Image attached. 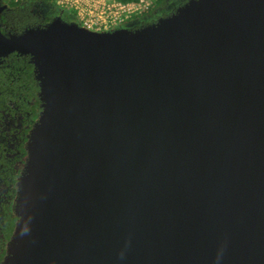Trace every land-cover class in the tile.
I'll return each mask as SVG.
<instances>
[{
    "label": "water",
    "instance_id": "1",
    "mask_svg": "<svg viewBox=\"0 0 264 264\" xmlns=\"http://www.w3.org/2000/svg\"><path fill=\"white\" fill-rule=\"evenodd\" d=\"M10 53L40 111L0 264H264V0L107 32L56 15L0 31Z\"/></svg>",
    "mask_w": 264,
    "mask_h": 264
},
{
    "label": "trees",
    "instance_id": "2",
    "mask_svg": "<svg viewBox=\"0 0 264 264\" xmlns=\"http://www.w3.org/2000/svg\"><path fill=\"white\" fill-rule=\"evenodd\" d=\"M185 1L179 0L175 5ZM0 4L6 5L0 18L3 34H18L26 28L44 26L53 18L47 13V9L54 5L53 0H0ZM164 5L167 7L166 0H151L125 24L130 22L128 24L136 25L135 28L150 24L149 19L165 16L167 8ZM60 10L64 18L66 13L70 21L75 20L72 11ZM37 93L38 84L28 56L11 53L0 58V261L16 221L12 210L15 182L25 158V135L40 111ZM12 135L16 136L17 142L13 148L7 145V139Z\"/></svg>",
    "mask_w": 264,
    "mask_h": 264
},
{
    "label": "built area",
    "instance_id": "3",
    "mask_svg": "<svg viewBox=\"0 0 264 264\" xmlns=\"http://www.w3.org/2000/svg\"><path fill=\"white\" fill-rule=\"evenodd\" d=\"M150 1L53 0L60 9L72 11L75 22L80 27L95 32H107L123 27L132 16L147 7Z\"/></svg>",
    "mask_w": 264,
    "mask_h": 264
},
{
    "label": "flooded vegetation",
    "instance_id": "4",
    "mask_svg": "<svg viewBox=\"0 0 264 264\" xmlns=\"http://www.w3.org/2000/svg\"><path fill=\"white\" fill-rule=\"evenodd\" d=\"M1 5H5V4H0V6ZM178 5H175L174 7H172L171 9H169V11L167 12V9H166V13H165V16L166 15H169L171 12H172V10H174L176 7H177ZM6 9V8H5ZM4 9V10H5ZM3 10V11H4ZM2 11V12H3ZM2 12L0 13V18H1V14H2ZM159 17H162V16H158V17H155L154 19H149L150 21H149V23H151V22H153V21H156ZM61 18H63V15H61ZM64 20H65V18H63ZM134 24V23H133ZM134 26H136V25H130V24H125V25H123V27H126V28H135ZM2 33V32H1ZM8 34V33H7ZM11 54V53H10ZM9 54V55H10ZM9 55H7L6 57H8ZM1 58V57H0ZM1 62H2V60H1ZM11 105H13V104H11ZM25 137H26V135H25ZM12 140V141H11ZM26 140V139H25ZM17 142H16V136L15 135H12V136H10L8 139H7V145L9 146V147H11V148H13L14 146H15V144H16Z\"/></svg>",
    "mask_w": 264,
    "mask_h": 264
},
{
    "label": "rangeland",
    "instance_id": "5",
    "mask_svg": "<svg viewBox=\"0 0 264 264\" xmlns=\"http://www.w3.org/2000/svg\"><path fill=\"white\" fill-rule=\"evenodd\" d=\"M177 2H179V0H166L167 7H166V5H164V6L167 8V11H169V9H171L172 7H174L175 3H177ZM54 5H52L51 8H48L47 9L48 15H51L52 17H55L56 15H60L61 16L62 15V12H61L60 8L55 3H54ZM50 9H51V12L49 13ZM65 11H67V10L65 9ZM74 19H75V17H74ZM65 20L66 21H70L68 15L66 13H65ZM128 23H130V22H128ZM133 23H135V22H133Z\"/></svg>",
    "mask_w": 264,
    "mask_h": 264
}]
</instances>
